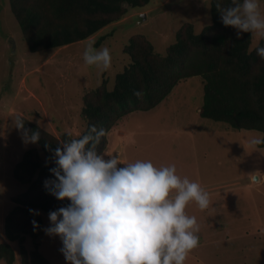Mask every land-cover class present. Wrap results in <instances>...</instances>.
<instances>
[{
  "label": "rangeland",
  "instance_id": "374dc122",
  "mask_svg": "<svg viewBox=\"0 0 264 264\" xmlns=\"http://www.w3.org/2000/svg\"><path fill=\"white\" fill-rule=\"evenodd\" d=\"M211 1L152 0L90 40L31 53L10 0H0V242H7L4 222L13 208L11 199L28 188L14 179L13 169L26 151L41 153L37 143L24 142L14 118L21 116L57 138L68 132L78 137L85 129L83 94L100 87L104 78L108 89L114 88L116 75L130 63L124 53L130 38L143 35L157 53L165 55L182 26L193 24L199 34L212 23ZM259 3L264 15V0ZM260 39L253 38L251 50ZM93 42L97 49H110L109 70L85 64L84 50ZM203 103L202 78L181 81L155 109L134 112L115 125L127 123L136 133L113 153L118 152L125 163L150 160L156 167L174 164L179 176L199 183L209 193L207 209L200 210L195 202L186 207V213L197 218L200 243L185 264H264V149L250 142L261 139L262 133L235 131L224 123L201 118ZM42 217L46 228L50 225L48 215ZM11 246L16 252L14 264H22L19 245ZM25 247L33 250L30 239ZM61 247L58 236L43 233L39 250L51 263L67 264ZM0 264L6 262L0 260Z\"/></svg>",
  "mask_w": 264,
  "mask_h": 264
},
{
  "label": "trees",
  "instance_id": "16d2710c",
  "mask_svg": "<svg viewBox=\"0 0 264 264\" xmlns=\"http://www.w3.org/2000/svg\"><path fill=\"white\" fill-rule=\"evenodd\" d=\"M151 1L10 0V7L27 49L39 53L90 40L123 20L131 10L143 9ZM215 3L216 0L211 1L212 23L199 34L193 24L182 26L165 55L157 53L147 37H131L124 48L130 63L116 75L114 88L109 90L104 78L100 87L83 94L81 119L85 129L79 136L91 125L104 128L109 134L130 114L155 109L181 81L201 77L204 103L200 117L224 123L235 131L261 132L264 140V59L256 54L257 47H264V38L251 50V33L237 39L236 29L221 22ZM223 3L229 6L231 0ZM134 91L141 92V97L137 98ZM24 123L26 129L40 132L37 145L41 153L36 149L26 151L13 169L14 179L28 188L11 199L13 208L4 222L7 242H0V260L14 264L16 252L11 244L17 243L22 264H53L39 250L44 233L42 215L66 206L69 201L57 200L45 189L44 182L55 178L50 171L57 166L53 152L68 136L63 133L57 138L35 123ZM257 146L264 149V144ZM107 147L108 135L98 146V153ZM33 220L40 225L39 229L34 228ZM28 239L32 241V251L25 247Z\"/></svg>",
  "mask_w": 264,
  "mask_h": 264
},
{
  "label": "clouds",
  "instance_id": "9594fccd",
  "mask_svg": "<svg viewBox=\"0 0 264 264\" xmlns=\"http://www.w3.org/2000/svg\"><path fill=\"white\" fill-rule=\"evenodd\" d=\"M215 6L223 25L237 30V39L243 33L264 38L259 0H231L229 6L216 0ZM256 54L264 59V47H257ZM83 59L101 71L112 66L110 49H97L94 42L87 44ZM24 121L21 116L14 118L22 139L26 144L38 143L40 132L26 129ZM107 135L106 129L91 125L79 137L68 132V139L54 150L57 166L50 171L55 178L45 180L44 187L57 200L69 203L49 212L45 234L60 238L67 264H185L200 243L197 218L188 215L186 207L195 202L200 210L207 209L209 193L179 176L174 164L125 163L118 152L98 153ZM250 142L264 144L259 138ZM252 179L259 181L256 176ZM32 223L40 228L35 220Z\"/></svg>",
  "mask_w": 264,
  "mask_h": 264
},
{
  "label": "crops",
  "instance_id": "0c3cea01",
  "mask_svg": "<svg viewBox=\"0 0 264 264\" xmlns=\"http://www.w3.org/2000/svg\"><path fill=\"white\" fill-rule=\"evenodd\" d=\"M120 125L115 127L114 129H112V131L108 134V147H107L108 149L106 150V152H109V153L115 152L114 148L121 145L125 138H128L130 136V134L134 135L136 133V132H134V130H131L129 128L127 123L125 125H124V123H121ZM137 128H139V126H137ZM112 140H113V142H115V141L118 142L117 145L114 146L113 142L111 143ZM108 158L109 157H107V156L105 157V159H108Z\"/></svg>",
  "mask_w": 264,
  "mask_h": 264
},
{
  "label": "built area",
  "instance_id": "2783aa9c",
  "mask_svg": "<svg viewBox=\"0 0 264 264\" xmlns=\"http://www.w3.org/2000/svg\"><path fill=\"white\" fill-rule=\"evenodd\" d=\"M121 157V156H120Z\"/></svg>",
  "mask_w": 264,
  "mask_h": 264
},
{
  "label": "water",
  "instance_id": "95a60500",
  "mask_svg": "<svg viewBox=\"0 0 264 264\" xmlns=\"http://www.w3.org/2000/svg\"><path fill=\"white\" fill-rule=\"evenodd\" d=\"M258 179V178H257Z\"/></svg>",
  "mask_w": 264,
  "mask_h": 264
}]
</instances>
